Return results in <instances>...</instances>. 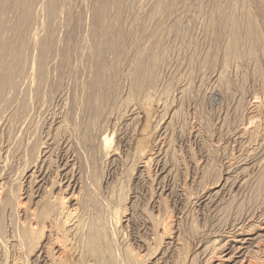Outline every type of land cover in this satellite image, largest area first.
Wrapping results in <instances>:
<instances>
[{
	"label": "rangeland",
	"instance_id": "rangeland-1",
	"mask_svg": "<svg viewBox=\"0 0 264 264\" xmlns=\"http://www.w3.org/2000/svg\"><path fill=\"white\" fill-rule=\"evenodd\" d=\"M135 1L138 5L134 7L136 10L132 9L133 5H130V8L129 4V7L125 4L126 9L123 14L130 46L135 26L136 29L137 26L139 28L143 26L139 24L144 23L151 9L150 5H147L148 8L144 6L148 0L144 3H142L144 0ZM140 3L143 4L144 10L140 7ZM97 5V0H73L69 8L70 12L65 16L64 20L67 23H63L73 30L76 39L64 46L72 64H70L71 68L63 70L60 68L55 71L56 73L51 72L54 75L51 74L52 80L60 83L61 90L64 87L62 91H59L63 95L59 96V92L49 93L50 97L46 94L40 101L34 100L33 94L24 95L31 109L26 127L18 128L17 122L15 123L10 116L8 121L0 126V164L3 163L0 166V181L8 182L9 185L7 184L6 187L12 188L10 190L15 197L27 209H33L41 206L45 200L43 196L51 195L50 198L59 199L62 195L64 197L69 193L70 190L65 191L64 194L61 193L62 195L59 193L64 187V182L60 183L59 175L63 168L61 166L66 159L67 161L69 159L68 163L75 166L72 181L77 182L79 186L74 198L78 200L91 198L90 200L94 203L98 200L103 205H100L101 209L106 210H100L101 217L105 216L104 224L107 223L105 226L110 233L111 230L112 233L114 232V239L116 238L115 241L120 248L123 245V249H130L135 256L142 257L144 260L142 264H203L201 258L196 257L202 245L212 244V252L215 250L221 255L222 250L219 249H222L237 229L243 227L247 230L258 227L264 217V189L259 185L257 176L259 174L257 166L264 159V46H256V54L252 56L248 54V47H240L241 54L239 52V56L234 55V58L230 55V60L226 48L213 47L214 42L208 24L204 22L198 24L194 20L193 23L191 22L193 25L186 22L188 28L191 27V31L186 33L188 37L184 33V30L188 28L184 25L185 23L182 24L181 29L184 35L179 31L177 34L164 38L163 59L167 61L162 66L159 92L154 93L155 95L151 94V98L147 97L150 99H148L150 106L141 105L145 103L142 101L144 99L142 96L137 99L138 106L141 105V108L138 107L136 116L140 121L135 126V130L133 127L132 130H128L126 124L128 112L125 106H122L123 108L120 106L128 97L129 82L124 79V75L131 71L129 65L131 66L132 56L128 54L129 59L125 60L124 57L120 60L122 63L119 60L113 62L114 60L111 59L105 61L106 58L102 54H99L100 57L102 56L101 60L97 57L99 55L94 52V36L91 37L96 33ZM43 14L42 20L44 18L43 21L46 23L47 17ZM91 14H94L93 17ZM162 18L166 19V16L163 15ZM130 30L132 32H129ZM64 32V30L60 31L62 36ZM143 42L145 41L140 40L137 44L140 43V46H143ZM96 57L103 66L104 64L107 66V71L110 69L108 72H112L113 64L118 62L113 71L117 69L120 72L121 81L119 79V82H122L120 85L125 86L123 93L125 95L124 97L121 95L123 101L118 104L119 107H113L109 111V113L113 112L112 115L106 114L108 117L101 118L99 124L95 121L98 125L95 124V130L96 128L100 130L99 136H102L104 132H106L104 134L113 135L114 148L112 149H115L116 156L110 160L111 162L101 159L98 154L97 156L89 154L83 143L84 126L88 120L81 108L84 105L83 99L87 89L85 82L95 75V64L98 63L95 62L98 60ZM62 59L60 57L57 60L58 64ZM103 60L105 63L102 62ZM124 60L127 65L131 62L128 65L129 68L127 65L121 66ZM74 61L76 63H73ZM221 73L224 74L223 79L221 77L218 79ZM69 92L70 94H65ZM64 98L68 101L73 100L67 102ZM72 106L75 112L71 110ZM67 111L70 112L67 114ZM173 113L175 117L169 129L165 130L163 128L165 122ZM95 141L97 143L99 139ZM41 146L48 152L44 162V166L47 164L45 168H48V173L44 180L42 177L38 178L37 174V178L34 175L31 179L33 156L36 155L35 158H37L39 153L37 151L39 147L41 149ZM141 151L144 152L141 153ZM242 170H245L246 174ZM247 174L250 176L247 177ZM224 185L226 187H223ZM218 190L222 192L220 191L217 195L215 192ZM1 195L0 198H2ZM218 196L220 197L217 198ZM72 198H65V202L68 206L73 205L71 209H74V212L82 214L85 210L81 206H74L72 203L74 198ZM6 217L11 219L7 214ZM17 218L16 221L14 220L17 224H24L26 221V217L22 214L17 215ZM211 239L219 243L213 246ZM4 244L0 243L1 246L6 247V251L3 246H0V252L4 250L7 254L9 250L8 255H11L9 261L22 259L21 261L26 264H39L33 263L32 258L22 254L18 248L17 250L5 242ZM253 247L246 256L247 260L251 264H264V239L255 243ZM216 253L214 252L213 255ZM219 254L214 257L219 258ZM71 258L73 259L72 255ZM1 262L3 263V260L0 256Z\"/></svg>",
	"mask_w": 264,
	"mask_h": 264
},
{
	"label": "bare ground",
	"instance_id": "bare-ground-1",
	"mask_svg": "<svg viewBox=\"0 0 264 264\" xmlns=\"http://www.w3.org/2000/svg\"><path fill=\"white\" fill-rule=\"evenodd\" d=\"M72 1L73 0H0V126L5 124L6 121H8L9 116L13 117V121H15V123L17 122L18 128L19 127L23 128L26 125L27 120L29 119L31 109L29 105H27V102L25 100L26 96L24 95H28L29 93L31 95L33 94L35 98L34 97L31 98L40 101L42 98L46 96V94L47 97H50L48 96L49 93L50 94L58 93L61 90L60 83H56L58 82L57 80H55L56 82L52 80L51 72H55L60 68L63 70L65 68L70 67V64H72L71 58L70 56H68V54H66L67 49L65 50L64 48L66 47L64 46L69 45L70 43H72V41H74L73 39H75L74 38L75 34L73 30L69 28V26L67 27L63 23L65 22L64 20L65 16L70 12L69 8L71 6ZM145 1L146 0H144L142 3H144ZM142 3H140L141 4L140 7H142L143 9ZM145 3L144 6L146 5L147 7V5L148 6L150 5L151 9L148 15H146L147 18L146 20L144 19L145 20L143 21L144 23L139 24L143 26L140 28L139 26H137L138 27L137 29L135 26L134 32H132L131 30L129 31L134 34L132 41H130L131 46L128 45L129 43L127 41L128 40L127 38L129 37V35L126 32V28H125L126 23L123 21L124 19L123 14L125 13V9H126L125 6L126 5L128 6V4L129 6L133 5L132 9L136 10V8H134L136 5V1L135 0H97V4H98L97 9L95 8L97 10L96 23H95L96 33L95 35L91 36V37L94 36L93 40H94L95 54L96 53H98L97 55L102 54L106 58L105 61L111 59L112 61L114 60L113 62L117 60L120 61L121 59L123 60L124 57L126 60V58L129 56L128 54H131L132 56V57L130 56L132 58L131 60L132 63L130 62L131 66L129 65L130 63L128 64L129 67L131 68V71L130 72L128 71L129 73L126 72V74L124 75V79L128 80L129 82V85H127L129 86L128 93L126 91L128 97H126L124 101L121 100V95L122 96L125 95L123 94L125 90V86L123 87L122 85H120L122 83L119 82L120 72L117 71L116 68H115L116 70L113 71L114 67L118 62L115 65L113 64L114 67L111 68L112 72H108L110 69L107 71L106 68L107 66L105 64L103 66V64L100 63L101 62L100 60L102 59L101 58L102 56L100 57V55L99 56L96 55L100 60L96 57L99 61L98 60L95 61L98 62L97 64H95L96 67L94 70L95 75L94 76L92 75L93 78L89 77V80L87 78L88 81L86 80L87 82H85V84L87 83L86 85L87 89L85 91L86 94H84L85 95V99H83L84 102L80 100L81 102L84 103L81 109L82 112L86 115L88 120L87 122L85 120L86 122L85 126L83 125L85 136L84 139L83 138L82 139L84 141L83 143L85 145V148L89 152V154L93 156L95 154L97 156L98 154L101 159H104L106 161L113 160L114 157L116 156V153L114 151L115 149L114 150L112 149L114 144L113 135L111 136L109 134L110 135L109 136L107 135L108 133L104 134L106 133L104 132L102 133V136H99L100 134L98 133L100 130H98L97 128L95 130V124H96L95 121H97L98 123L100 122V119L103 118L104 116L108 117L109 114L112 115L113 112L109 113V111H111V109H113V107L115 106L119 107L118 104L122 103L123 101L120 108L122 106H125L127 109L128 112V115L126 117L127 128L128 130L129 129L132 130L133 127V130H135V126L138 125L140 121L139 118L136 116L138 107L140 106L139 108H141V105L143 106V104L149 105L150 99L147 97H150L151 94L154 93L156 94L157 91L159 92V89L161 87V85L159 84H161L160 80H161L162 66L164 62L167 61V60L164 61L163 59L164 57L163 52L165 50L164 47L165 43L163 42L164 38L166 36L170 37L171 34H177L179 31H181L183 34V31L181 29L182 24L185 23L184 25H186L187 28H188L187 24L190 25V23L193 20L198 24L203 22L206 25L208 24V29L211 30L212 38L214 42L213 47H215L216 49L226 48V50H228L227 52H229L228 56L230 60H231V56L232 58H234L235 56L237 57V54L240 52L239 50L240 47H248L249 48V49L247 48L248 54L249 55L251 54L252 56L253 54H256L255 51L256 46H264V0H148V2L146 1ZM136 6L138 7V5ZM146 10L147 9H145V11ZM141 11L142 10L140 9V12ZM42 14L46 15L45 17H47L45 18V20L47 19L46 23H44L45 21H43L44 18L42 20ZM93 15L91 17H93ZM163 15L166 16V19L162 18ZM186 22L188 23L186 24ZM91 23H93V21H91ZM87 25L89 24L87 23ZM87 28L89 27L87 26ZM190 28H188V30L187 29L184 30L185 36L188 31H191ZM63 30L65 31L64 36H62L60 33V31L62 32ZM140 40L145 41L142 44L143 46H140V43L137 44L138 42H140ZM212 50H214V48ZM245 54H247V52ZM60 57L63 59L60 62V64H58L57 60H59ZM128 59L129 58H127V60ZM125 60L123 61L124 63ZM75 61L73 63H76ZM207 61L209 62V60ZM102 62H104V60ZM124 63L121 66L127 65L126 64L127 62L125 64ZM91 74L92 73H90V75ZM87 75L89 76V74ZM223 75H224L223 73L219 74L218 79L219 77L223 79ZM59 77L57 78L59 79ZM54 78L56 79V77ZM63 89L64 87L62 88V90ZM65 91L66 90H64V92ZM58 94L59 96H61L62 92H59ZM58 94L56 96H58ZM65 94L66 95L70 94V92ZM21 95H23L24 97H22ZM141 96L144 98L142 101H145V103L140 102L141 105L138 106L137 99H140ZM28 99H30V97ZM66 99L65 101L67 102L71 100L70 99L68 101ZM75 102H72V104L73 103L75 104ZM32 105H34V103ZM71 110L75 112L74 107ZM69 112L67 111V114ZM67 114L65 115L67 116ZM173 117H175L174 113L171 116H169V118L165 122V126L163 127L165 130L169 129ZM83 126L81 128H83ZM102 131L105 130L102 129ZM81 134L84 135L83 133ZM126 136L127 135H125V137ZM97 139H99V142H97L99 143L98 145L95 141ZM78 140L80 141V139ZM123 145L124 143L122 144V146ZM38 149L39 150L37 152L39 153L37 155V158H35L36 155L33 156L34 160H33V166L31 167L32 170L30 177L32 179L34 178V175L36 177L37 174L38 178L42 177V180H44L46 174L48 173V168H45L47 164L46 166H44V162L46 161V156L48 152L46 151V148L45 147L42 148V146L41 149L40 147ZM142 152L144 151H141V153ZM40 156H42V158H40ZM68 161L70 160L68 159ZM68 161L66 159L63 163V166H61L63 168L61 171V175L59 176L61 178L60 183L64 182V187L60 189L59 193L60 195H62L61 193L64 194L65 191L70 190L69 193L66 194L64 197L62 195L61 198L59 197V199L56 197L50 198L51 195L50 197L49 196L47 197V195L46 197L43 196L45 200L42 203L39 200L41 206L39 207L36 206L33 209L30 208L27 209L20 202V200H18L17 197H15L13 191H11L12 188L10 187L11 189L10 190L8 187H6L8 182L5 183L0 181V195L1 194L4 195L3 197L1 195L2 198H0V243L4 244L5 242L6 244L13 246V248L16 249L18 248L19 250L22 251V254L24 253L28 257L30 256L32 258L31 260L33 263L38 262L39 264H142V261H144L142 260V257L135 256L130 249L127 248L123 249L122 248L123 245H121L122 249L119 247V245H117L115 241L116 238L114 239L115 237L114 232L112 233L111 230L110 233L109 232L110 230L107 229V227L105 226L107 223L104 224L105 216H103V218L101 217L102 215L100 210L104 211L106 209L105 208L101 209L102 207H100V205L101 206L103 205L99 203L98 200L96 201V203H94L93 201L90 200L91 198H86L87 201L82 200V198H80L79 200L74 198V195L77 192V189H79L78 188L79 186L77 185V182L74 183L72 181L74 177L73 174L75 171V166L72 163L69 164ZM2 164H0V166ZM253 165L255 166V163H253ZM2 168L5 167L2 166ZM257 169L259 173V174L257 173L259 182L257 181V179L256 181L264 189V159L257 166ZM242 171L244 172L245 170ZM59 176L57 177L59 178ZM248 176L250 175L247 174V177ZM42 180L40 182H42ZM9 182H11V180ZM235 183H237L238 186V182L236 181ZM247 183L248 182H246V184ZM223 187L226 186L224 185ZM220 191L221 190L216 191L215 194L217 195L220 194ZM67 197L69 198L73 197L74 199L72 198L73 199L72 203H74V206L75 205H77L78 207L81 206L85 211L83 212V210L81 209L82 210L81 212H83L82 214H77L76 212H74L75 210L71 209V206L73 205L68 206L67 203L65 202L66 200L65 198ZM219 197L220 196H218L217 198ZM88 200H90V202ZM6 214L8 215V217L10 216L9 218L11 219H8L6 217ZM19 214H22V216L26 217V221L24 222V224L21 223L17 224V222H15L16 221L15 219H18L17 215ZM13 218H15L14 219L15 221L13 220ZM260 224L258 227L255 226L252 229L246 230L243 227L237 229L235 233H233V235L230 236V238L228 237L229 239L227 240L225 245L222 246V249H219L220 247H218L219 250H222L221 255L218 253V251L216 253V251L214 250V252L216 254H219L221 258L214 257L216 256V254L213 255L214 252H212L213 251L211 247L212 244H208V246L202 245L198 250L199 252L196 254V257L201 258L203 264H246V262L248 261L246 256L248 253L251 252L250 249L253 250L254 248L253 246L255 245V243L257 244L258 241H262L264 239V217L263 220L260 222ZM230 234L231 233H229V235ZM213 243H214L213 246H215V244L216 243L218 244L219 242H217V240L214 239ZM4 245L2 246L5 248L4 250L6 251L7 246L5 245L6 246L5 247ZM4 250L0 252V256L3 260V263L1 262L0 264H26L23 261H21L22 259H19L18 261L17 260L9 261V257L11 256L8 255L9 250L7 248L8 250L7 254L6 252H4ZM71 255L73 259L71 258ZM248 264L251 263L248 261Z\"/></svg>",
	"mask_w": 264,
	"mask_h": 264
}]
</instances>
